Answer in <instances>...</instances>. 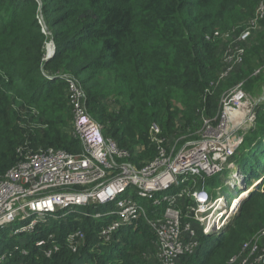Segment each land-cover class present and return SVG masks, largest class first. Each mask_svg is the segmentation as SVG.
I'll use <instances>...</instances> for the list:
<instances>
[{
  "label": "trees",
  "instance_id": "trees-1",
  "mask_svg": "<svg viewBox=\"0 0 264 264\" xmlns=\"http://www.w3.org/2000/svg\"><path fill=\"white\" fill-rule=\"evenodd\" d=\"M260 2L0 0V175L28 148L80 151L70 135L67 79L84 91L86 109L103 135L137 166L157 153L152 125L159 127L165 146L199 138L204 120L216 119L225 90L241 82L249 92L263 79L254 72L264 65V19L247 42L238 39L257 17ZM48 43L55 51L45 59ZM229 43L242 45L244 58L220 79ZM254 111L255 124L243 133L233 161L246 187L251 177L257 184L221 229L198 232L197 248L183 255L181 264H233L229 259L241 244L264 227V103ZM225 171L206 179L212 196ZM237 188L241 191L230 189ZM162 210L160 203L148 212L158 218ZM114 219L71 214L39 223L25 235L0 229V254H5L0 264H161L155 234L142 218L133 227H117L103 241L98 232ZM78 229L83 239L72 251L67 237ZM19 235L26 239L25 254L16 247ZM41 238L48 241L37 247ZM50 246L57 249L47 257L44 249Z\"/></svg>",
  "mask_w": 264,
  "mask_h": 264
},
{
  "label": "built area",
  "instance_id": "built-area-1",
  "mask_svg": "<svg viewBox=\"0 0 264 264\" xmlns=\"http://www.w3.org/2000/svg\"><path fill=\"white\" fill-rule=\"evenodd\" d=\"M256 10L257 17L240 34V41L247 42L258 19H264V3L260 2ZM244 53L242 45H227L220 79L243 61ZM260 69L264 65L254 73ZM67 81L72 112L70 135L81 149L78 153L52 146L25 149L20 160L0 175V229L14 227V234L29 233L39 223L66 218L77 214L76 207H83L86 211L80 213L82 216H115L98 232L103 241H108L117 227H133L142 218L155 234L160 263L181 264V257L197 248L198 232L221 229L239 204L236 200L243 192L230 196L217 185L212 196L206 179L236 168L233 156L242 142L238 133L244 125L254 126L256 121L253 100L242 83H236L223 93L216 119L204 120L201 136L179 147L176 142L165 146L159 127L152 125L150 139L157 153L137 166L125 160L129 155L126 150L103 135L102 125L86 109L80 86L72 79ZM231 179L223 182L234 188ZM160 203V216L152 217L150 207ZM52 237L48 235V239ZM48 239H38L35 245L44 247ZM82 239L79 229L68 235L72 251ZM55 249L45 247L44 253L49 257ZM4 256L0 254V261ZM229 262L264 264V227L244 241Z\"/></svg>",
  "mask_w": 264,
  "mask_h": 264
},
{
  "label": "rangeland",
  "instance_id": "rangeland-1",
  "mask_svg": "<svg viewBox=\"0 0 264 264\" xmlns=\"http://www.w3.org/2000/svg\"><path fill=\"white\" fill-rule=\"evenodd\" d=\"M258 28L257 27H255V31L257 30ZM254 32V31H253ZM48 48H50V45H49V43L46 45V50H45V54H47V52H48ZM242 63V62H241ZM240 63V64H241ZM239 65V64H238ZM255 74V73H254ZM256 74H260V75H263L264 76V70L262 69H260V71L258 72V73H256ZM262 82V81H261ZM261 82L259 81L258 83H257V85H256V87H255V89L254 90H257V93H258V96L259 97H261L262 95H264V93H263V89L261 88ZM234 86V85H233ZM232 87V86H231ZM230 87V88H231ZM230 88H228V89H230ZM227 89V90H228ZM227 90H225V91H227ZM224 91V92H225ZM250 127H253V125H244L242 128H241V130H242V132H240V133H238L239 135L238 136H240L241 138H242V134L245 132V131H247ZM176 147H179V144H177L176 145ZM236 165V164H235ZM262 170L260 169L259 170V174L261 173L262 174V172H261ZM261 176H263L262 178L264 179V173L261 175ZM221 181H219L218 182V185L219 186H221L222 187V190H223V192L225 193V194H229L230 196H234V195H237V193H238V191H239V189L237 188L236 189V191L235 192H233L230 188H232L231 186H226V185H224V180L227 178V179H231V177L233 178V180H234V182L235 183H233V186H238L240 189H244L245 190V187H246V182H245V177H244V175L239 171H237V168H235V169H232V171L230 170V169H226V171H225V173L223 174V175H221ZM252 179H254V177H251V178H249L248 180H247V186H253V187H255L256 185H255V183H251L252 182ZM232 180V179H231ZM232 180V181H233ZM261 180V179H260ZM259 180V181H260ZM264 183V182H263ZM262 183V184H263ZM250 184V185H249ZM230 187V188H229ZM247 189H249V188H247ZM243 190V191H244ZM242 192V191H241ZM246 193V192H245ZM223 199V198H222ZM236 201H238V200H236ZM226 202H227V204L230 202V199L227 197V200H226ZM106 210H108V208H102L101 209V211H106ZM114 209H112V211H113ZM76 211H77V214L79 215L80 213H82V212H85L86 211V209H84L83 207H76ZM70 213H67L66 215H69ZM83 215V214H82ZM49 221V220H48ZM47 221V222H48ZM8 233H12V231H14V227L13 228H8ZM258 232V230L257 231H255L251 236H250V238L252 237V236H254L256 233ZM22 234H26V232H22ZM9 236V235H8ZM25 238V236H22V235H19L17 238H15V242L18 244L16 247H17V249L19 250V252H21V253H23V251H24V247H23V245L26 243V239H24ZM249 238V239H250Z\"/></svg>",
  "mask_w": 264,
  "mask_h": 264
},
{
  "label": "water",
  "instance_id": "water-1",
  "mask_svg": "<svg viewBox=\"0 0 264 264\" xmlns=\"http://www.w3.org/2000/svg\"><path fill=\"white\" fill-rule=\"evenodd\" d=\"M43 31H46V29H44ZM50 48H48V52L46 54V59H49L53 54H54V45L52 43L49 44ZM261 82V88L263 89V93H264V76L262 80H259ZM257 85V84H256ZM255 85V87H256ZM254 87V89H255ZM251 90L248 93V95L251 97V99L254 102V106H257L260 103H264V95H262L261 97L258 96L257 90ZM251 189V188H250ZM250 189H248V192L250 191ZM248 194V193H247Z\"/></svg>",
  "mask_w": 264,
  "mask_h": 264
},
{
  "label": "bare ground",
  "instance_id": "bare-ground-1",
  "mask_svg": "<svg viewBox=\"0 0 264 264\" xmlns=\"http://www.w3.org/2000/svg\"><path fill=\"white\" fill-rule=\"evenodd\" d=\"M248 188L250 189V186H249ZM242 192H243V193L241 194L240 198H241V197H244L245 195H247V193H248V189L245 188V190L242 191ZM245 192H246V193H245ZM240 198H237L238 201H239ZM238 201H236V202H238Z\"/></svg>",
  "mask_w": 264,
  "mask_h": 264
},
{
  "label": "clouds",
  "instance_id": "clouds-1",
  "mask_svg": "<svg viewBox=\"0 0 264 264\" xmlns=\"http://www.w3.org/2000/svg\"><path fill=\"white\" fill-rule=\"evenodd\" d=\"M43 30H44V29H43ZM45 59H46V54H45ZM234 163H235V162H234ZM236 167H237V166H236ZM252 184H253V182H252ZM256 184H257V183H255V185H256ZM253 186H254V185H253ZM253 186L251 185L250 188L253 187ZM248 187H249V186H248ZM248 187H245V188L247 189ZM240 190L243 191L244 189H240ZM241 191H238V193H240ZM238 193H237V194H238ZM245 196H246V195H245ZM245 196H244V197H245ZM244 197H241V198L239 199V203H240L241 199L244 198Z\"/></svg>",
  "mask_w": 264,
  "mask_h": 264
}]
</instances>
